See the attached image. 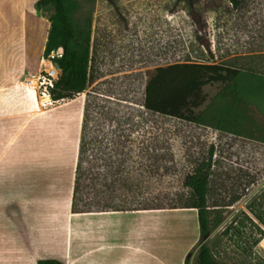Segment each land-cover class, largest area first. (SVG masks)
I'll return each mask as SVG.
<instances>
[{
	"label": "crops",
	"instance_id": "crops-1",
	"mask_svg": "<svg viewBox=\"0 0 264 264\" xmlns=\"http://www.w3.org/2000/svg\"><path fill=\"white\" fill-rule=\"evenodd\" d=\"M36 1L12 8L0 0V264H116L101 257L122 252L152 264H185L203 243L224 264H264V79L242 80L249 101L236 103L234 114L226 113V102L212 101L224 83L202 86L203 101L192 116L205 114L200 124L186 122L202 132L195 143L203 146V157L194 171L203 164L208 229L201 237L198 223L183 233L188 239L179 245L180 256L171 258L160 253L162 229L125 220L181 211L198 221L196 208L75 209L84 103L48 104L24 86L47 66L42 58L50 22L35 21ZM231 67L264 77L260 70ZM117 218L121 222L114 225Z\"/></svg>",
	"mask_w": 264,
	"mask_h": 264
},
{
	"label": "rangeland",
	"instance_id": "rangeland-1",
	"mask_svg": "<svg viewBox=\"0 0 264 264\" xmlns=\"http://www.w3.org/2000/svg\"><path fill=\"white\" fill-rule=\"evenodd\" d=\"M72 1L73 22L79 27L91 22V40L97 41L96 71L101 75L98 81L106 80L98 91L111 95L103 97L112 100L108 108L94 110L87 119L75 209L182 208L191 201V189L184 185L185 177L203 157V146L197 147L195 143L196 136L202 132L184 120L144 110L140 105L143 75L137 72L184 59L264 72V0H242L237 8L229 0H218L221 4L218 8H206L204 4L208 0H194L206 22L212 55L196 42L184 1L114 0L115 5L106 0ZM7 2L14 8L22 0ZM41 17L51 23L54 7L36 11L35 21L39 22ZM38 57L39 46L36 66ZM130 73L133 75L123 77ZM95 84L83 93L52 104L70 99L84 103L86 92ZM193 112L191 108L189 114ZM116 135L124 136L117 151L112 142ZM199 139L202 142V136ZM190 215L193 216L187 212L163 211L135 215L125 223L140 222L162 229L163 234L158 237V244L163 247L160 253L167 251L169 257L178 258L182 247L179 245L198 226L196 217ZM119 222L117 218L114 225ZM75 229L74 221L72 246L76 241ZM244 253V261L249 262L250 252ZM101 258L116 264H152L148 257L125 252ZM195 258L187 257L185 264H193Z\"/></svg>",
	"mask_w": 264,
	"mask_h": 264
},
{
	"label": "trees",
	"instance_id": "trees-1",
	"mask_svg": "<svg viewBox=\"0 0 264 264\" xmlns=\"http://www.w3.org/2000/svg\"><path fill=\"white\" fill-rule=\"evenodd\" d=\"M106 1L115 5L114 0ZM180 1L186 3V13L194 25L196 42L203 47L207 54L212 55L211 42L206 33V22L200 9L194 0H175L176 3ZM241 1L229 0L235 8L240 6ZM50 5L54 7L55 17L50 23L44 56L52 53L51 61L60 70V75L55 80L53 88L50 89L51 98L54 100L71 98L72 95L83 93L88 87L96 83L86 92L84 100L83 126L77 162L78 174L87 137V119L94 110L103 107L108 108L107 104L112 103V100L103 97L104 95H111L98 91V87L104 84L106 80L98 81L101 75L96 71L97 41L95 38L91 40V22L88 21L83 27H79L73 22L71 11L74 3L72 0H37L35 4L37 10ZM220 5L218 0H208L204 4L206 8H218ZM137 73L143 75V98L140 105L144 110L199 124L201 123L200 118L205 114L204 110L198 115L199 118L189 114V110L202 103L201 88L203 85L212 82L224 83L225 86L212 101L216 103L226 102V113L234 114L236 103L249 101L243 93L242 80H246L244 79L246 77L264 79V77L251 71L236 69L223 64L202 63L185 59L148 66L142 72ZM129 75L133 74L123 75V77L127 78ZM244 82L247 84V81ZM123 139L124 136L116 135L112 141L116 151L122 145ZM116 156L117 152H115ZM184 185L191 189V201L183 207L197 209L200 234L201 237H204L207 233L208 221L205 173L202 163L192 174L185 177ZM37 264L62 263L55 259H41L37 261ZM193 264L224 263L216 260L209 247L203 243L197 250Z\"/></svg>",
	"mask_w": 264,
	"mask_h": 264
},
{
	"label": "built area",
	"instance_id": "built-area-1",
	"mask_svg": "<svg viewBox=\"0 0 264 264\" xmlns=\"http://www.w3.org/2000/svg\"><path fill=\"white\" fill-rule=\"evenodd\" d=\"M42 63L47 66L43 68L35 80L25 81L24 86L35 90L40 96H47L46 100L48 101V104H52L53 102L63 99L61 98L54 100L50 98V89L53 88L55 80H57L58 76L60 75V70L57 65H54V63L51 61V56L45 59L42 58Z\"/></svg>",
	"mask_w": 264,
	"mask_h": 264
},
{
	"label": "bare ground",
	"instance_id": "bare-ground-1",
	"mask_svg": "<svg viewBox=\"0 0 264 264\" xmlns=\"http://www.w3.org/2000/svg\"><path fill=\"white\" fill-rule=\"evenodd\" d=\"M43 62H44V61H43ZM44 63H45V62H44ZM44 63H43V64H44ZM46 64H47V63H46ZM45 99H47V96H41V97H40V100H41V101H44Z\"/></svg>",
	"mask_w": 264,
	"mask_h": 264
}]
</instances>
